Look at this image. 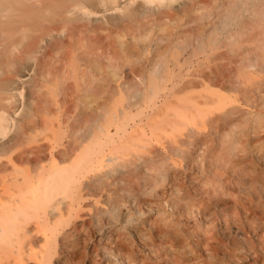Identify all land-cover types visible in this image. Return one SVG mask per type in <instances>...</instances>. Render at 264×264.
I'll use <instances>...</instances> for the list:
<instances>
[{
    "label": "bare ground",
    "instance_id": "obj_1",
    "mask_svg": "<svg viewBox=\"0 0 264 264\" xmlns=\"http://www.w3.org/2000/svg\"><path fill=\"white\" fill-rule=\"evenodd\" d=\"M136 141L216 191L198 205L168 167L131 239L111 214L123 180L99 169ZM88 190L108 206L85 218ZM215 222L230 239L250 231L249 264H264V0H0V264H93L85 232L96 264H217Z\"/></svg>",
    "mask_w": 264,
    "mask_h": 264
},
{
    "label": "rangeland",
    "instance_id": "obj_2",
    "mask_svg": "<svg viewBox=\"0 0 264 264\" xmlns=\"http://www.w3.org/2000/svg\"><path fill=\"white\" fill-rule=\"evenodd\" d=\"M108 13H110V12H108ZM98 16H100V13H96V14H91L90 15V17H98ZM180 52L182 51V49H180L179 50ZM134 96H135V98H134ZM113 100H112V103H114V104H112L113 106V108L116 106V108H117V105L118 106H120L121 107V105L122 104H129V103H132V99H138L137 98V96L136 95H134L133 93H124L123 95H114L113 96V98H112ZM135 100H133V101H135ZM125 101H127V102H125ZM131 101V102H130ZM144 102V101H143ZM119 107V108H120ZM133 109H135V108H132V110ZM117 110H119L118 108H117ZM216 138H218V137H216ZM136 142H138V141H136ZM214 145L210 148V150H212V151H217V150H219L220 149V146H221V143L219 142V140L218 141H214V143H213ZM229 143H227V144H225V145H228ZM135 145V144H134ZM129 146L128 145V147H126V145H124V146H122L121 148H118L119 146H117L115 149L116 150H114L113 152H111V154L109 153L108 155H110V156H108V157H110L112 160V162L111 161H109V160H107L106 161V163H109V165H108V167H107V164L105 163V167H107V168H105L104 166V169H99V170H101V171H99V173H108V172H110L111 171V173H112V170H110V167H111V169H113L114 168V171H116V173L114 172V176L115 175H117V176H115V178L114 179H118V178H121L123 181H121V180H117V181H115L114 182V180H113V184H115L116 182V184H115V186L113 185V187H112V189L114 188V190H115V193H113L114 192V190H113V192H112V196L115 198L113 201V205L112 206H115L116 208H115V212L113 213H111L113 216H112V219L113 218H115V222L117 223V226L119 227V230L123 233V234H125V235H127V237H129V238H131V239H134V236H133V232H132V224L133 223H137V224H141V223H144V222H146V220H147V218H148V215H147V210L145 209V207L143 206V202L145 201V200H150V199H152V200H157L158 199V196H160L161 195V192L159 191V188L161 187V186H163V187H168V185H169V183H168V179H167V176H166V174L167 173H169L170 171H172V170H170L169 171V169H167L168 167H170V169L173 167V168H175V170H176V168H177V170L176 171H178L181 175H183V173H184V175L185 176H187L188 175V171L186 170V163H185V159L183 158L182 159V161L184 162H180L181 161V157H179L180 155L179 154H174V153H172V154H174V155H171V154H169L170 156H168L167 158H165V159H167V161L162 157V156H159L161 159H163V160H161V159H159L158 157L157 158H155L156 156H155V154L153 153V152H148V151H151V149L149 148L150 147V145L148 146V150H147V148L146 149H144V145H146L145 147H147V145L148 144H145L143 141H141V142H138V143H136V145L135 146ZM125 147V148H124ZM148 152V154H147V152ZM152 153H153V156H154V160H150V158H152ZM136 154H138L141 158H138L137 156H136ZM144 155V157H142L143 155ZM151 154V155H150ZM146 155H148L147 157L149 158V161L150 162H148V161H146L145 162V156ZM177 155H178V157H177ZM112 156H113V158H112ZM135 156L138 158V159H144L143 161H144V163H143V161L141 162V164H140V162H135ZM172 156H176V157H172ZM126 157H133V159H135V160H133L132 158H130V159H132L131 161L129 160V158H127L126 159ZM147 157H146V160H147ZM121 158V159H120ZM122 158H124V160L126 161L127 160V162H118L119 160L120 161H124ZM170 158L171 159H173L172 161H173V163H175V164H173V163H170V162H172V161H170L169 162V160H170ZM178 158H180V159H178ZM137 159V160H138ZM158 160H159V162H158ZM180 160V161H179ZM130 161V163H128ZM139 161V160H138ZM175 161V162H174ZM179 161V162H178ZM118 162V163H117ZM132 162V163H131ZM125 163H126V165H128V166H124L125 165ZM118 164H122V166H124L123 167V169H122V167H120ZM139 164V165H138ZM143 164V165H142ZM147 164H148V166H147ZM149 164H152V165H149ZM172 164V165H171ZM255 164H257L256 166H257V170H262V166L261 165H259L258 163H255ZM117 165H118V167H120V169L117 167ZM259 166H260V168H259ZM149 167V168H148ZM102 168V167H101ZM126 168V169H125ZM108 169H109V171H108ZM117 169V170H116ZM145 169V170H144ZM179 169H181V170H179ZM185 169V170H184ZM107 170V171H106ZM118 170H120V172L118 171ZM124 170V171H123ZM127 170V171H126ZM183 170V172L181 173V171ZM185 171V172H184ZM120 174L121 175V173H122V176H123V173H127L126 175H128V176H126L125 175V179L123 178V177H121L120 175H118V174ZM134 173V174H133ZM135 174H136V176H135ZM131 175V176H130ZM153 175V176H152ZM166 176V181H165V176ZM184 175L183 176H181V177H183L184 178V180H183V178H181V177H179V179H178V182L179 181H184L183 183H182V181L181 182H179V183H181V185L180 184H178V185H180V190L178 189V187H177V191L176 192H178V193H183L182 195L184 196V197H187V195H186V190H184V189H188V191L190 192V194H192V197H191V195H190V197L189 198H191L192 200L194 199V201L196 200V202H198L199 201V204L198 205H201V206H204V204L203 203H205V206L204 207H206V205H207V202L206 201H208V202H212L211 201V196H212V193H213V190L214 191H216L215 189L216 188H214L212 185L214 184V183H212V185H211V182H209V185H211L210 187L209 186H206V187H204V189L205 190H203V191H206V188L207 187H209V189H207V190H209L208 191V194H207V191H206V193L205 192H203L202 190H200L197 186L199 185L198 183H201V181H202V179H201V177L199 178L198 177V175L197 176H194V178H195V180H199L198 182L197 181H195V180H191V181H189V178H187V177H184ZM113 176V177H114ZM120 176V177H119ZM147 176V177H146ZM146 177V178H145ZM196 177H197V179H196ZM193 178V179H194ZM181 179V180H180ZM186 179V180H185ZM145 180H147V181H145ZM225 180H227V182H230V180H231V178L229 177V176H227V178L225 179ZM118 181H120V182H118ZM126 181V182H125ZM128 181V182H127ZM195 181V182H194ZM124 182V184H121V183H123ZM166 182V183H165ZM175 182V181H174ZM176 182H177V180H176ZM175 182V183H176ZM177 182V183H178ZM119 183V184H118ZM167 184L168 183V185H165V184ZM174 183V184H175ZM185 183V184H184ZM191 183V184H190ZM226 183V182H225ZM118 184V185H117ZM183 184H184V186H183ZM188 184V185H187ZM198 184V185H197ZM239 185H240V183H238ZM193 185V186H192ZM207 185H208V183H207ZM112 186V185H111ZM175 186H177V184L175 185ZM181 186H182V188H181ZM190 186V187H189ZM195 186L197 187V190H196V192H193V190H194V188H195ZM116 187V188H115ZM162 187V188H163ZM187 187V188H186ZM162 188H160V190L162 189ZM192 188V189H191ZM211 188V189H210ZM214 188V189H213ZM166 189H168V188H166ZM169 189H170V187H169ZM168 189V190H169ZM171 189L173 190L174 188H173V186L171 187ZM174 189V190H175ZM172 190H170L169 192H170V194H171V192H172ZM173 190V191H174ZM182 190L183 191H185V192H182ZM211 190H212V192H211ZM180 191V192H179ZM96 192V193H95ZM175 191L174 192H172V193H176ZM200 192V193H199ZM201 192H202V194H201ZM87 193H90L91 195H89V197H88V199L86 198V200H84V202H82V206H84V207H82L81 208V211H83V208H86L85 210H84V212L82 213V216H81V213L80 212H78V214H79V216H81V217H87V215H88V213H87V211L86 210H91V208L93 209V207L92 206H94V205H92V203H93V201L95 202V204H97V205H95V206H104V207H107L108 206V204H106L105 202H104V200H103V198L101 197V194H100V191L99 190H97V191H94L93 192V190H92V192H90V190H88V192L86 191V193L85 194H87ZM93 193V194H92ZM159 195H158V194ZM177 193V194H178ZM196 193V194H195ZM85 194L83 195V197H85ZM176 194V195H177ZM185 194V195H184ZM197 194H200V196H197ZM175 195V194H174ZM175 195V196H176ZM182 195L181 194H178V196H177V198H183L182 197ZM194 195V196H193ZM88 195H86V197H87ZM172 196H173V194H172ZM163 197V196H162ZM162 197H159V199H161ZM197 197V198H196ZM157 198V199H156ZM176 198V197H175ZM204 198V199H203ZM85 199V198H84ZM158 199V200H159ZM203 199V200H202ZM162 201H163V199H161ZM198 200V201H197ZM200 201H203V203L202 202H200ZM162 203H164L165 204V202H162ZM166 205V204H165ZM86 206V207H85ZM91 206V208H89ZM209 206H211V203H208V206L207 207H209ZM165 207H168V205H166ZM88 208V209H87ZM125 208H127L126 210H125ZM123 209V214L121 213V210ZM168 210H169V208H168ZM210 210V209H209ZM80 211V210H79ZM125 211V212H124ZM127 211V212H126ZM211 211H212V209H211ZM88 212H90V211H88ZM169 213H174V212H172L171 210H169ZM179 217H181V216H179ZM184 217V216H183ZM183 217H181V218H183ZM111 218V217H110ZM185 218V217H184ZM183 218V219H184ZM198 217L196 216L195 217V220L197 219ZM220 218V217H219ZM145 224V223H144ZM216 224V225H215ZM214 225V226H213ZM211 227L209 228L208 227V231L209 232H212V234H213V236H215V238H220V237H222L220 240H218V239H214V237L212 236L211 237V241H213L214 242V240H217V242L215 241L214 243H218V244H220V243H223V244H221L222 246H220V245H218V244H214V245H217L215 248L217 249L216 251V253H218L219 254V256L220 257H218L217 259H216V262H219V260H222L223 262H219L220 264H249V261H252V263H254L253 261L255 260L254 258H256V253H257V249H258V247H256V245H252L251 244V246H254V248L253 247H251L250 246V240H252V241H254V237H253V235H252V233L250 232V231H245L244 232V234L243 235H248V236H246L247 237V239H248V237L250 238V240L248 239V241L250 242H247V239L246 238H244V236H241L240 238L241 239H243V240H241L239 237H236V238H233V234H231V239L233 240L234 239V241H233V243H232V240L230 239V237H229V235L227 236L226 235V232L224 233V232H222L219 228H218V223L217 222H215V223H213L212 225H210ZM215 227L216 226V228H214V230H218V231H211V230H213V227ZM229 227L232 229V225L229 223ZM211 229V230H210ZM229 230V229H228ZM227 230V231H228ZM220 231H221V233H220ZM218 232V233H217ZM247 232V233H246ZM249 232V233H248ZM87 232H85L84 233V235H83V238L84 239H82L81 241H80V243H79V245L81 246H85V245H87L86 247H88L87 248V251L85 252V250L86 249H84V246L82 247L81 246V248L82 249H84L83 250V252H85V254H87V256L89 257V258H91V259H94L95 258V260L97 259V255H96V251H95V249L97 248L98 249V246H97V242H96V240L91 236V235H89V234H86ZM220 236H218L217 234ZM209 235H211V233H208ZM216 234V235H215ZM217 236V237H216ZM224 236H226V237H224ZM243 237V238H242ZM236 239V240H235ZM238 239V240H237ZM240 239V240H239ZM245 239H246V241H245ZM221 240H223V241H221ZM231 240V241H230ZM238 241H240L239 243H237ZM231 242V243H230ZM245 242V243H244ZM241 243V244H240ZM249 244V246L250 247H248V245L247 246H245V244ZM236 246L237 244L239 245V246H237V247H235L234 245ZM244 244V245H243ZM219 246L220 247H222V248H219ZM227 247V248H224V247ZM230 246H232L231 248H228V247H230ZM234 246V247H233ZM240 246H243L244 247V252H243V248H240ZM239 247V248H238ZM245 247H248V250H247V248H245ZM255 247H256V249H255ZM224 248V249H223ZM237 248V249H236ZM220 249V250H219ZM230 249L233 251V250H238L237 252L236 251H234V252H232V251H230ZM221 250H223V251H221ZM225 250H227L226 252L227 253H229V254H227L226 253V255H225ZM229 250V251H228ZM240 250V251H239ZM251 250V251H250ZM246 251H249V252H246ZM258 251H260V250H258ZM220 252V253H219ZM237 254H236V253ZM240 252V253H239ZM252 252H254V254H255V256H254V254L252 253ZM250 253H252V254H250ZM218 254H216L217 256H218ZM240 254V255H239ZM249 254H250V256H249ZM222 255V256H221ZM225 255V256H224ZM236 255V261L238 262V263H236V261L234 262V259L232 258V257H230V256H235ZM238 255H239V257L240 258H243V260L245 261H243L242 259V261H239L240 260V258L238 259ZM243 255V256H242ZM246 256V257H245ZM254 256V257H253ZM220 258V259H219ZM222 258V259H221ZM226 258V259H225ZM232 258V260H230ZM235 258V257H234ZM251 258H252V260H251ZM94 260V262H93V264H96L95 261ZM98 261V260H97ZM226 261V262H225ZM230 261H232V262H230ZM219 263H217V264H219ZM251 262H250V264H252ZM87 264H92V262H90V260H89V263H87Z\"/></svg>",
    "mask_w": 264,
    "mask_h": 264
}]
</instances>
